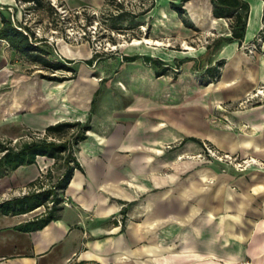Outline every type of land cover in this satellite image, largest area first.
I'll return each instance as SVG.
<instances>
[{
  "label": "crops",
  "instance_id": "0c3cea01",
  "mask_svg": "<svg viewBox=\"0 0 264 264\" xmlns=\"http://www.w3.org/2000/svg\"><path fill=\"white\" fill-rule=\"evenodd\" d=\"M153 1L145 14L153 36L163 30L184 38L209 28L218 30L213 40L230 36L229 20L213 15L211 0L184 2L191 27L170 6L179 0ZM245 1L242 42L223 40L206 59L199 49L204 69L223 60L219 76H206L205 83L201 59L186 50L130 46L122 55L87 63L88 46L57 42L53 51L77 71L78 85H66V98L52 92L51 108H42L39 120L45 127L65 117L89 119L86 137L74 147L81 168L61 190L58 217L42 228L20 230L32 218L0 212V264H264V101L216 114L221 102L264 85V40L251 55L243 50L262 28L264 1ZM8 6L22 22L15 0H0L5 13ZM143 56L169 69L156 75ZM174 62L177 73L170 71ZM76 90L83 105L78 111ZM203 141L253 159L238 169L203 155Z\"/></svg>",
  "mask_w": 264,
  "mask_h": 264
},
{
  "label": "rangeland",
  "instance_id": "374dc122",
  "mask_svg": "<svg viewBox=\"0 0 264 264\" xmlns=\"http://www.w3.org/2000/svg\"><path fill=\"white\" fill-rule=\"evenodd\" d=\"M141 1H143V6L140 3ZM149 2V0H125L124 5L130 10L137 11L142 7L145 8L149 6ZM54 4L56 6L53 5V11L50 8L47 10L43 8L28 9V3L22 6L18 5L22 15L21 21L35 31L39 29L40 34L46 33L47 36L50 34L49 32L47 33L50 27L56 28L57 33L55 36L56 38H54L57 42L65 41L75 45L85 44L89 47L92 54H94V48L97 50L95 53V59H103L119 54L122 55L130 46H153L154 44H156L157 47L186 50L193 54L194 58L198 59L202 58L198 53L201 47L205 49L204 59L207 57L211 58V55L214 52V49L211 46L214 43L213 39L216 38L218 32V30L215 29V31L210 28L203 31L198 29L193 34L184 38L168 36L162 33L163 30H160V34H157V36H153L150 30L152 26L150 23L151 20L145 16V14H147L146 12L143 14L144 16L141 15L142 17H139V19L142 18V20H144V23L140 24L138 27L130 28L127 31H112L108 25L111 20H107V18H109V16H107V11L113 9V6L106 5L105 0L99 4L82 3L70 0H54ZM12 10L14 20L17 21L14 14L15 8L12 7ZM102 11L106 15H103ZM90 15L94 16L91 19L96 30L94 39L91 40V38H84L78 40V42L61 39V36L64 35L66 29L73 31V35L76 36L78 35V32H82V29L86 30V26L89 23L88 16ZM126 22L127 21L124 23ZM147 24H149L148 29ZM154 27L157 28L156 25ZM92 29L93 27H91V30ZM220 31H222L221 28H219V32ZM261 36H264V32L261 33ZM111 37L114 38V42L111 41ZM136 39L138 41H136ZM146 39L149 41L147 42ZM56 40L52 41V44H50L52 48L54 47L53 50L56 49ZM154 40H159V43L153 42ZM0 45V141L4 144L13 145L22 141L41 138L44 136V127L41 126V121L39 120L43 113L42 108H45L44 112L46 111V108H51L53 98L50 95L52 92L57 95L61 92L66 98V95H68V88L66 85L69 82H75L78 85V82L76 81V78L78 77L77 71H57L58 75L65 76H71L74 73V77L65 79V85L53 87V81L40 76L41 72L50 74L48 70L40 69L39 66H36L26 57L13 50L7 43L1 41ZM256 49L257 48H254L252 44L245 45L243 48L247 55L253 54ZM53 53L55 58L66 63L64 58L58 55L57 51H53ZM203 61L204 60L202 59L200 60L201 72L204 70ZM171 66L172 68H170V71L172 73L180 71L179 64L174 62ZM107 80L109 79H105L104 82H101L104 84L107 83ZM257 89H263L264 91V85L258 83L252 90L248 91L246 95L237 99L221 102L219 111L216 114H226L227 111L231 109L245 107L256 102H263L264 95H254ZM57 90H59V92ZM74 94L76 98H78L79 90H76ZM46 95H49V97H46ZM79 99L80 98H78V101L75 104L76 111L80 110V106H83L79 103ZM94 99V94L92 93V96L90 95L87 101L89 111L94 108ZM18 102L22 103L21 108L15 105ZM10 108H14V111L19 110V108L20 110L11 113ZM207 118L211 120L213 119L210 112L208 113ZM62 120H79L81 123L87 121L90 122L89 119L84 121L74 116L65 117L58 121ZM78 130L79 126L73 127L65 133L61 139L71 140ZM48 139L54 138L49 136ZM55 139L57 140L58 138ZM201 152L203 155H206L203 151ZM64 168L65 163L63 159L54 162L52 158L37 156L36 162L33 165H22L21 168L15 169L0 178V203L13 197L54 188V185L58 181V178L61 177ZM45 196L47 197L45 204L26 212L24 217L34 218L40 213L45 212L47 208L52 205V195L48 194Z\"/></svg>",
  "mask_w": 264,
  "mask_h": 264
},
{
  "label": "trees",
  "instance_id": "16d2710c",
  "mask_svg": "<svg viewBox=\"0 0 264 264\" xmlns=\"http://www.w3.org/2000/svg\"><path fill=\"white\" fill-rule=\"evenodd\" d=\"M29 5L28 9L43 8L47 10L50 8L54 10L50 0H21ZM125 0H105V4L112 5L113 9L108 10L107 20L109 22V28L113 31H127L130 28L138 27L144 22L137 19L139 16L148 12L154 5L153 0H149V6L134 11L126 8L124 5ZM130 1V0H126ZM187 0H179V2H170V6L181 17L182 22L186 26H192V24L185 18L183 4ZM264 1V0H263ZM212 12L215 17H224L229 20V27L231 30L230 36L220 37L214 40L213 49L223 41L235 40L239 44L242 42L245 27L247 22V16L249 11V5L245 0H211ZM143 6V1L140 2ZM6 13L0 9V39L7 41L16 52L26 57L30 62L39 66L40 69H46L50 74L40 73L42 78H46L51 81H63L67 78L74 77V73L71 76L58 75L57 71H71L75 72L74 68L61 62L53 53L51 45L46 41L43 36H36L33 29L23 24V22H17L12 19L10 12L5 8ZM103 13V11H102ZM105 13H103L104 15ZM106 15V14H105ZM93 15L88 16L89 22H91ZM127 21L126 23H124ZM133 22V23H132ZM149 24H147V29ZM260 32V31H259ZM264 40V36L262 41ZM111 41L114 42V38L111 37ZM256 41V38L255 40ZM260 42L256 43L258 48ZM96 54H92V58L87 60V63H91L94 60ZM126 60H133L136 55H125ZM145 61L151 63L156 67L155 74L159 75L169 69L168 65L158 66L161 62L157 58L151 56H143ZM223 60H218L214 65L207 66L202 72V82L205 83L204 77L208 76L210 80H215L219 76V67L222 66ZM159 67V68H158ZM79 126V130L73 135L71 140L61 139L65 133L71 130L73 127ZM90 129V123H81L79 120H62L50 123L44 127V136L29 141H22L18 144H4L0 141V177L5 176L7 173L17 169L22 165H30L36 162L37 156H46L52 158L54 162L59 159H63L65 168L61 177L54 185V188L42 190L36 193H28L22 196L13 197L8 200H4L0 203V212L2 213H26L37 206L44 205L46 202L45 195H52V205L47 208L43 213L38 216L27 220L26 222L17 226L20 230H34L42 228L52 219L58 217V211L61 209L62 196L60 195L70 177L72 176L75 168H81L79 161L74 153V147L76 144L86 137V131ZM51 136L54 139H48ZM55 138H58L57 140ZM190 139L197 140L195 137ZM45 196V197H44ZM86 264H99V263H86Z\"/></svg>",
  "mask_w": 264,
  "mask_h": 264
},
{
  "label": "built area",
  "instance_id": "2783aa9c",
  "mask_svg": "<svg viewBox=\"0 0 264 264\" xmlns=\"http://www.w3.org/2000/svg\"><path fill=\"white\" fill-rule=\"evenodd\" d=\"M50 3L54 6H56L54 4V0H50ZM26 4V2H22L21 0H15V6H22ZM7 10L12 13L13 10H12V6H8L7 7ZM65 12V11H63ZM12 19H14V17L11 15ZM91 27H93V29L91 30ZM33 29V28H32ZM34 33L36 36H43L46 38V41L49 43V44H52V41L56 40L55 36H56V33H57V29L54 28V27H50L47 31V33L49 32L50 34L47 36L46 33H43V34H40L39 33V29H37V31H35L33 29ZM66 32L64 33V35L61 36V39H67L69 41H76L78 42V40H82L84 38H88L91 40L95 38V34H96V30H95V26H93V22H89L86 26V30L85 29H82V32H78V35H73L74 32L73 31H70L69 29H66L65 30ZM264 32V21H263V24H262V28L260 30V32L256 35V41L252 42V45L253 47L255 48L256 47V43L257 42H261L262 41V36H261V33ZM55 37V38H54ZM3 42L7 43L6 40L4 39H1ZM57 42V40H56ZM8 44V43H7ZM257 48V47H256ZM56 51V50H55ZM93 52L96 53L97 50L93 48ZM264 95V91L263 89H257L256 92L254 93V95ZM213 121L215 120V118L212 119ZM202 145H203V152L204 154L212 157V158H215L217 160H220V161H226V162H229L231 163L232 165H234L236 168L238 169H242L246 166L247 163H249L250 160H252L253 158H244V159H239L238 157L236 156H233L227 152H223L221 151L220 149H218L217 147H215L214 145H212L210 142H206V141H203L202 142ZM120 222V221H119Z\"/></svg>",
  "mask_w": 264,
  "mask_h": 264
},
{
  "label": "bare ground",
  "instance_id": "6f19581e",
  "mask_svg": "<svg viewBox=\"0 0 264 264\" xmlns=\"http://www.w3.org/2000/svg\"><path fill=\"white\" fill-rule=\"evenodd\" d=\"M136 41H138V40L136 39ZM146 41L148 42L149 40L146 39ZM15 105L17 106V105H19V103H16ZM11 110L14 111L15 109L14 108H11Z\"/></svg>",
  "mask_w": 264,
  "mask_h": 264
}]
</instances>
